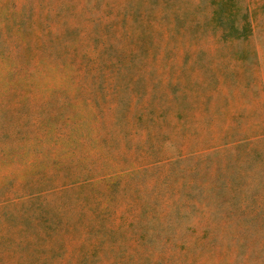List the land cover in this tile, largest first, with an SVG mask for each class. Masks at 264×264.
<instances>
[{"label":"rangeland","instance_id":"rangeland-1","mask_svg":"<svg viewBox=\"0 0 264 264\" xmlns=\"http://www.w3.org/2000/svg\"><path fill=\"white\" fill-rule=\"evenodd\" d=\"M0 264H264V0H0Z\"/></svg>","mask_w":264,"mask_h":264}]
</instances>
